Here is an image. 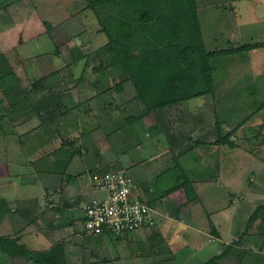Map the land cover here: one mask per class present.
Instances as JSON below:
<instances>
[{"label":"rangeland","instance_id":"rangeland-1","mask_svg":"<svg viewBox=\"0 0 264 264\" xmlns=\"http://www.w3.org/2000/svg\"><path fill=\"white\" fill-rule=\"evenodd\" d=\"M197 5L207 50L257 45L215 58V93L187 99L183 104L156 107L166 92L155 91L146 83L136 84L135 79L129 80L122 72V63L110 61V37L101 21L107 20L109 4L93 6L89 0H0V236L5 238L0 243L15 251L7 255L4 260L8 262L4 264H39L31 259L28 262L25 253H58L57 248L44 251L56 244L69 246L64 255L67 264L89 259L83 255L90 246L80 232L85 217L80 205L102 195L91 187L80 205L67 211L72 224H55L59 217L50 220L45 226V237L44 225L38 219L29 220L31 226L18 232L21 240L9 234L15 216L26 218L34 214L31 209L22 210L17 197L32 198L49 184L54 186L48 173L62 170L65 177L74 174L67 169V162L73 154L79 159L83 155L76 144L84 140H74L79 131L89 132L101 125L92 135L97 140L95 147H110L111 137L120 126L133 125L143 135L152 125L157 127L154 110L186 112V116L192 115L190 121L197 122L201 119L195 117L199 108L204 127L194 132L196 138L173 162L174 168L162 175L154 174L155 197L170 190L166 204L172 214L164 233L144 242L121 235L123 246L114 245L117 259L112 256L102 264H264V0H197ZM114 12L119 18L111 27L119 48L142 50L139 44L133 45L118 34L130 30L137 38L133 19ZM28 19L31 24L25 27ZM160 38L151 39L158 45L172 39L161 42ZM79 50L84 53L81 59L76 58ZM47 108L62 115L49 116ZM216 111L224 134L232 132L230 138L236 146L207 141L210 137L218 140ZM184 118L172 117L171 121L183 127L179 119ZM72 120L77 122L71 123ZM77 158L72 160L80 161ZM31 166L32 172L38 169L45 173L41 183L21 186L20 176ZM178 177L181 180L176 182ZM179 203H186L189 215H194L196 230L176 222ZM68 209H61L60 214ZM22 217L19 224H25ZM186 231L190 235L187 238ZM145 234L140 230L131 236ZM215 235L218 238L208 242ZM218 235L228 237L231 244L241 243L242 247L230 246L219 255L222 238ZM163 237L171 238L181 251L172 252L174 245ZM103 240L121 239L106 235ZM154 242H166L167 247ZM101 246L94 248L105 255ZM147 249L151 255L145 254ZM78 255L83 256L82 261ZM60 256L64 257L62 247Z\"/></svg>","mask_w":264,"mask_h":264},{"label":"crops","instance_id":"crops-1","mask_svg":"<svg viewBox=\"0 0 264 264\" xmlns=\"http://www.w3.org/2000/svg\"><path fill=\"white\" fill-rule=\"evenodd\" d=\"M200 19H201V16H200ZM26 22L24 23L25 27L26 25L31 24L29 19ZM202 31H204L203 23H202ZM234 37L237 38L238 36H234ZM209 51H212V50H209ZM221 57L222 56L216 57V59L217 58L219 59ZM214 60L215 58L212 59V62H214ZM48 97H49V94L45 96L43 99L48 98ZM181 107L183 108V106ZM54 110L47 108V115L51 116L52 114L53 115L55 114V116L58 117L59 114L57 113V111H54ZM201 112L202 110L201 108H199V110L195 114V117L201 118V119H196V121L198 122L197 123L195 121H190L191 119L189 120V118L192 115L186 116L185 115L186 112H182V113L180 112L181 114H172L167 109H164V110L160 109L158 111L154 110L153 114L156 115V117L158 118L157 123L159 125V126L157 125V127L155 128L154 126L156 125H152V127L154 128V131L151 132L150 129L152 127H149V129H147L148 130L147 134L143 135L142 133L139 132L138 129H135L133 125L126 126V127L120 126V130L117 131V134L113 133L114 137H111L113 142L111 144L112 146L110 147L104 146V145H97V147H95L94 143H96L97 140L96 138H92V135L101 127V125H96V127H93L92 129H90L89 132L79 131L80 135H76L74 140H78V139L84 140L82 143H79L80 145L76 144V147H78L77 149L82 151L83 155L79 159L75 157V155L73 154L72 156H70L71 160L69 159V161L67 162V169L70 168L72 171H74V174H70V177L74 176V178L70 179L69 176L65 177V174L62 172V170L55 172L54 174L48 173L49 180L51 183H54V186L49 184L50 187L47 188L45 187V183L42 182V184H44V187H45L43 188L42 192L40 193L38 192L32 198H29L31 196L17 197V200L20 201V205L23 208L22 210H25V212H27L29 209H31L34 212V214L29 217L25 216L26 218H23L20 215L15 216L14 221H13L14 224H10L11 231L9 232V234L14 235L13 237H16L15 239L19 238V240H21V237H20L21 235L19 233L22 232L25 228L31 226L30 225L31 223H29L30 222L29 220L35 221L38 219L40 223L44 225L43 231H44V235L46 234L45 237L47 236V233L45 232V226L48 224L50 220H55L56 218L59 217L58 220L55 222V224L59 225L67 221H69V223L72 224V222L68 220V218L66 217V214H67V211L73 210L75 207L72 209H68L65 212H61L60 214L61 209L63 210L66 209L65 207L61 206V203H62L61 197L63 195L68 198H74L84 188H86V194H87L89 188L90 187L93 188L92 187V180H93L92 176L95 172L127 171L133 178V181H134L133 190L137 191L136 195L141 197L143 200H145L146 202H148L149 204H151L153 207L156 208L157 220H156V225L154 227L137 229L129 233H126L122 236L128 235L131 238L136 239V242H139V241L144 242L145 240L150 241V239L153 237L158 238L164 233L166 227L168 226L169 220L171 219L170 214H172L171 213L172 211L170 210L169 204L168 205L166 204L167 202L166 197L169 194L170 190L165 191L162 197H159L158 194L155 197L154 193L157 192V189L154 188L152 184L153 179H154V174L158 173V175L159 174L162 175L165 173L167 169L174 168V165H172L173 162L174 161L177 162V160L183 155V152H185L188 142L196 138L197 134H194V132L198 131L199 128L204 127L203 123H201V121L203 120V115H201ZM43 113L45 114L44 110H43ZM214 113L216 115V122H217V120L218 119L220 120V118L218 116L217 111ZM180 116H182L183 118L186 117L183 119V121L179 119V122H180L179 124L183 123L182 124L183 127L181 125H178L177 121H173V122L171 121L172 117H180ZM134 120L136 121V119H132V121ZM73 122H77V121L72 120L71 123ZM26 131H28L27 128H26ZM88 139H90V141H88ZM211 139L212 137H210L207 141H209L210 143H212V141L213 142L215 141ZM74 158H77L80 161L78 160L73 161L72 159ZM14 164L17 166L18 163L15 162ZM83 164L85 166L84 169H83L84 167ZM32 170L33 168L31 166L27 171H25L20 176L21 186L26 187L27 185H30V186L40 185L42 174L44 175L45 173H42V171L38 169L36 173L32 172ZM51 176L53 177L52 178L53 181L51 180ZM180 180H181L180 177L176 178V182ZM79 205L80 203L78 204V206ZM185 205L186 203L184 204L179 203L180 207H177L178 214L176 215L177 217L175 220L176 222L182 224L184 227H190L196 230L197 226L195 228L194 227L195 223H193V221H195L193 220L194 215L193 216L189 215L190 213L188 211L190 210H188V207ZM20 217L23 218L22 221H24L25 224H19L18 220L20 219ZM164 218L166 220L163 223ZM41 224H38V226L41 227ZM140 230L145 231L146 236H140L138 238H134V236H131L132 233L140 231ZM80 232L84 236H86L85 241L90 247H89V251L87 252L88 254L86 253V248H85V254H83L85 255V258H89V259L83 260V256L78 255L79 261L83 260L81 263H78V264L107 263L108 260H110L109 257H112V256H114L113 257L114 260L117 259L115 255L116 248L114 245H119L121 247L123 246L124 240L123 238H121L122 236H116L118 237V239H121L119 241L118 240L106 241V240H103V237H105L106 235L107 236L111 235V234H103V235L88 234L84 231V229L82 231L80 230ZM71 236L73 235H70V237ZM112 236L113 235H111V237ZM189 236L190 235L186 231L185 237L187 238ZM216 236L217 235L210 237L208 239V242L211 240H215ZM218 236L222 238L221 239L222 242L219 245V252H220L219 255L226 253L230 249V246L234 248L242 247L241 243L231 244L232 241L226 236L225 237L227 239H225L223 237L224 235H218ZM95 237H98V238H95ZM0 238L5 239L4 236H0ZM164 241H166L168 244L174 245V246H171V249H173L172 252L181 251L178 245L171 242V238H164ZM71 242L73 243V240H71ZM166 242H154V245H157L158 243H160L164 246V249H165L167 247ZM99 245H102L101 248H104V251H105V255L103 254L104 256L101 255L102 253H100L97 249L94 248ZM67 246L65 244L64 245L56 244L54 246L47 248V250L44 249V251L53 250L54 248H57L58 253H56L55 251L53 253H56L57 256L60 257L61 247L63 248V256H64L66 254L65 249L66 248L69 249V246L68 247ZM198 249L199 247L197 248V250ZM144 252L146 255L151 253L150 249H147ZM9 254L12 255L11 253H6V252L3 255L2 251L0 252V259L3 261V262L0 261V264H4L8 262V261L5 262L4 259ZM64 257L66 258V256ZM64 257L62 258L64 259ZM27 259H28V262L30 259L34 260L29 256H27ZM10 262H13V261L10 259ZM66 262L69 263L67 258H66L65 263ZM250 263H253V261L250 260ZM11 264H14V263H11Z\"/></svg>","mask_w":264,"mask_h":264},{"label":"trees","instance_id":"trees-1","mask_svg":"<svg viewBox=\"0 0 264 264\" xmlns=\"http://www.w3.org/2000/svg\"><path fill=\"white\" fill-rule=\"evenodd\" d=\"M89 1L93 6L106 7V4H109L107 9L110 12L107 20L101 21L110 37L108 50L113 56L112 59L110 58L111 63H122V72L130 78L129 80L135 79L136 84L146 83L148 86L152 85L155 91L166 92L156 103V107L180 104L193 97L215 93V68L212 59L248 50L257 45V43H247L207 50L197 0ZM114 11L133 19L138 37L133 38L130 30L119 31L118 34L133 45L139 44L142 50L137 51L126 46L119 48L114 38V28L111 27L119 18ZM120 27L118 30L121 29ZM155 36L162 37L161 42L164 38L172 37V39L158 45L151 39ZM77 54V59L84 56L82 50H79ZM216 129L219 136L215 141L219 144L236 146L230 138L232 132L224 134L222 122L219 119L216 122ZM0 249L6 253H15L4 243H0ZM25 254L39 264H66L61 256L50 251Z\"/></svg>","mask_w":264,"mask_h":264},{"label":"built area","instance_id":"built-area-1","mask_svg":"<svg viewBox=\"0 0 264 264\" xmlns=\"http://www.w3.org/2000/svg\"><path fill=\"white\" fill-rule=\"evenodd\" d=\"M92 187L101 192L84 201V231L88 234L121 236L156 225L157 210L134 193L127 171L95 172Z\"/></svg>","mask_w":264,"mask_h":264},{"label":"water","instance_id":"water-1","mask_svg":"<svg viewBox=\"0 0 264 264\" xmlns=\"http://www.w3.org/2000/svg\"><path fill=\"white\" fill-rule=\"evenodd\" d=\"M86 194V188H84L83 190H81L74 198H68L66 196H62V203L61 206L65 207V208H69L72 209L76 206H78V204L80 203L82 197Z\"/></svg>","mask_w":264,"mask_h":264}]
</instances>
